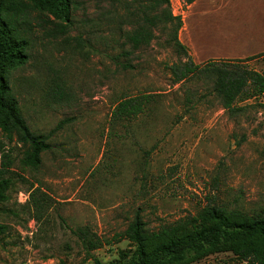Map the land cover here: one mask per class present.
<instances>
[{"label": "rangeland", "instance_id": "rangeland-1", "mask_svg": "<svg viewBox=\"0 0 264 264\" xmlns=\"http://www.w3.org/2000/svg\"><path fill=\"white\" fill-rule=\"evenodd\" d=\"M2 1L0 25L29 43L27 62L8 82L50 148L34 168L27 147L10 143L0 126L16 179L0 204V264L128 262L126 230L137 211L156 230L209 206L242 215L264 209V95L231 113L207 73L177 82L176 66L187 58L169 44L170 24L147 28L150 44L134 49L128 37L146 0H71L66 23L29 0ZM261 1L170 0V10L183 20L178 37L195 64L229 61L264 74ZM123 51H133L119 59L131 68L113 59ZM146 95L142 112L113 117L121 100ZM84 227L100 248L83 247ZM249 263L256 262L222 252L192 264Z\"/></svg>", "mask_w": 264, "mask_h": 264}, {"label": "trees", "instance_id": "trees-1", "mask_svg": "<svg viewBox=\"0 0 264 264\" xmlns=\"http://www.w3.org/2000/svg\"><path fill=\"white\" fill-rule=\"evenodd\" d=\"M33 9L47 12L55 19L69 22L71 0H29ZM191 4L196 0H185ZM0 3V13L4 10ZM170 0H146L144 15L129 40L134 49L150 44L151 33L147 28L157 23L170 24L173 27V39L169 44L177 53L186 56L183 67L176 66L175 80L180 82L198 70L214 78L212 92L222 100L223 107L234 113L241 110L236 103L264 95V74L241 65H221L210 62L201 68L189 56L187 48L180 41L178 32L183 26L180 16H174L170 10ZM155 11H157L155 13ZM0 126L9 142L17 140L27 147L26 163L38 168L42 162V153L49 150V136L37 134L31 130L20 109L18 99L12 93L8 82L9 71L23 66L28 55V41L15 34V29L8 24L0 25ZM133 51H123L113 57L120 62L122 55H131ZM124 69L131 68L128 62H120ZM150 101L149 96L126 98L116 106L115 119L131 118L144 110ZM65 121L56 130L62 128ZM0 162V204L7 199V191L15 183V173L11 170L13 158L2 152ZM21 179L22 177H18ZM1 230V227H0ZM83 247L91 252L100 248L101 243L91 238L87 228L77 229ZM126 237L134 247L128 262H103L96 259V264H192L209 255L233 252L242 260L253 259L264 264V209L253 215H242L234 208L206 207L198 217L187 218L176 224L151 230L142 220L141 213L136 212L134 220L126 230Z\"/></svg>", "mask_w": 264, "mask_h": 264}, {"label": "crops", "instance_id": "crops-1", "mask_svg": "<svg viewBox=\"0 0 264 264\" xmlns=\"http://www.w3.org/2000/svg\"><path fill=\"white\" fill-rule=\"evenodd\" d=\"M260 4H261V6H262L263 9H264V0H262V1L260 2Z\"/></svg>", "mask_w": 264, "mask_h": 264}]
</instances>
